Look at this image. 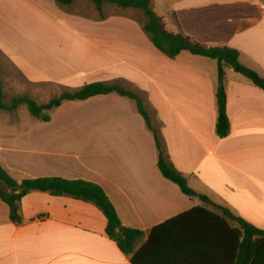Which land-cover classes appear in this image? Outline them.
Listing matches in <instances>:
<instances>
[{
	"label": "crops",
	"instance_id": "obj_1",
	"mask_svg": "<svg viewBox=\"0 0 264 264\" xmlns=\"http://www.w3.org/2000/svg\"><path fill=\"white\" fill-rule=\"evenodd\" d=\"M65 7L0 0V54L32 92L50 101L65 90L114 82L137 92L165 157L189 186L264 229V91L226 69L230 133L220 139L216 61L187 51L166 57L135 10L105 6L101 18L95 7L90 15ZM153 10L167 32L206 48L237 49L241 63L264 78V0H154ZM0 114L9 117L0 123V165L18 183H95L123 226L146 233L198 207L216 211L162 175L154 133L132 99L112 93L65 102L49 122L22 124L17 112ZM18 215L21 222H13L0 199V264H131L93 203L33 191Z\"/></svg>",
	"mask_w": 264,
	"mask_h": 264
},
{
	"label": "trees",
	"instance_id": "obj_2",
	"mask_svg": "<svg viewBox=\"0 0 264 264\" xmlns=\"http://www.w3.org/2000/svg\"><path fill=\"white\" fill-rule=\"evenodd\" d=\"M75 0H57L63 6ZM103 16L105 6L122 10H136L145 17L144 31L155 48L163 55L174 59L187 51L192 55L217 62L219 85L216 93L218 106L217 135L225 139L230 133L225 89L226 69L250 80L264 91V78L243 65L240 52L230 47H210L193 43L188 37L166 31L164 23L153 10L154 0H86ZM116 93L132 99L147 127L154 133L160 152L158 168L169 181L179 186L190 198H200L216 211L202 207L177 216L146 233L122 225L118 213L99 185L84 180L63 178H37L18 183L0 165V199L11 210V219L20 223L19 206L24 197L33 191L52 196H66L96 205L107 219L106 233L119 249L130 258L131 264H264V229L235 216L229 209L214 204L208 197L199 195L188 184L187 179L173 163L165 157L161 137L155 129L151 115L141 95L125 89L119 82L94 83L77 90H65L45 104H39L29 96L6 99L4 83L0 74V112L15 113L26 106L30 114L43 122L51 121L50 112L69 101H85L90 98ZM20 186H24L23 189Z\"/></svg>",
	"mask_w": 264,
	"mask_h": 264
},
{
	"label": "rangeland",
	"instance_id": "obj_3",
	"mask_svg": "<svg viewBox=\"0 0 264 264\" xmlns=\"http://www.w3.org/2000/svg\"><path fill=\"white\" fill-rule=\"evenodd\" d=\"M41 3L48 9H51L45 3L43 2ZM92 6L93 5L88 3L86 0H75L71 6H67L64 9L73 14L90 15L93 11L92 8H94V6L93 7ZM109 8L116 9L118 7L109 5ZM135 11L133 10L132 12H135ZM135 13L138 15V18H143L144 16L139 11ZM0 74L3 79L4 90H5V95H6L7 100H10L14 97H21V96L27 95L30 98L37 101L39 104H45L48 102L47 96L43 95L40 98L39 96H37L36 92H35L36 94L32 92L33 90L30 88V86L27 85V83L21 78V75L13 68L10 62L2 54H0ZM17 115L19 116V120L22 124L28 123V121L33 118V116L30 114L26 106L20 107V109L17 111ZM8 118L9 117H7V115L5 117L4 114H0V123L7 121ZM1 126L2 128H0V131L5 130L3 125H0V127Z\"/></svg>",
	"mask_w": 264,
	"mask_h": 264
},
{
	"label": "water",
	"instance_id": "obj_4",
	"mask_svg": "<svg viewBox=\"0 0 264 264\" xmlns=\"http://www.w3.org/2000/svg\"><path fill=\"white\" fill-rule=\"evenodd\" d=\"M20 188H21V189H23V188H24V186H20Z\"/></svg>",
	"mask_w": 264,
	"mask_h": 264
}]
</instances>
